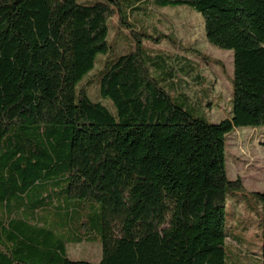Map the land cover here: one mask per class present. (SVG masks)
Segmentation results:
<instances>
[{
    "label": "trees",
    "instance_id": "obj_1",
    "mask_svg": "<svg viewBox=\"0 0 264 264\" xmlns=\"http://www.w3.org/2000/svg\"><path fill=\"white\" fill-rule=\"evenodd\" d=\"M150 6L191 7L207 42L231 51L230 118H194L164 88L171 58L145 55L152 37L128 21ZM113 17L135 41L123 54ZM98 58L91 79L113 113L88 96L90 78L77 88ZM260 126L264 0H0V264H225L226 198L243 190L226 136ZM252 195L264 264V193ZM96 239L98 263L67 258Z\"/></svg>",
    "mask_w": 264,
    "mask_h": 264
},
{
    "label": "rangeland",
    "instance_id": "obj_2",
    "mask_svg": "<svg viewBox=\"0 0 264 264\" xmlns=\"http://www.w3.org/2000/svg\"><path fill=\"white\" fill-rule=\"evenodd\" d=\"M98 1L101 0H76L86 6ZM128 21L135 30L152 37L142 41L145 55L171 58L173 85L172 89L165 85L164 88L172 96L182 94L187 97L189 106L183 105V108L192 117L202 118L211 124L231 117L232 53L207 42L203 18L199 13L189 6H150L146 11L130 14ZM110 25L109 43L117 55L133 48L134 39L126 29L118 28L116 17L111 19ZM160 35L166 38H158ZM185 63H190V69L185 67L188 65ZM155 66L151 67L153 72ZM100 67L98 58L92 72L82 78L77 88L86 84ZM86 91L92 100L114 112L109 100L99 97L95 81L90 82ZM225 165L228 179H240L243 185L242 191L228 192L226 198L225 264H260V205L252 193H264V126L240 128L228 133ZM66 256L72 261L98 263L101 246L97 239L68 244Z\"/></svg>",
    "mask_w": 264,
    "mask_h": 264
}]
</instances>
